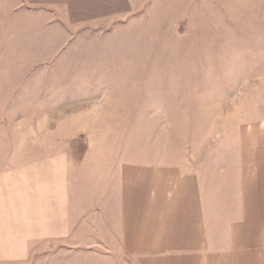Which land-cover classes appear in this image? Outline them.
I'll return each mask as SVG.
<instances>
[{
    "label": "rangeland",
    "instance_id": "1",
    "mask_svg": "<svg viewBox=\"0 0 264 264\" xmlns=\"http://www.w3.org/2000/svg\"><path fill=\"white\" fill-rule=\"evenodd\" d=\"M136 11L78 26L34 10L17 25L13 14L0 19V155L10 167L101 149L204 172L241 122L264 117V0H154ZM56 245L62 257L35 242L14 264H65L72 247L117 251Z\"/></svg>",
    "mask_w": 264,
    "mask_h": 264
},
{
    "label": "crops",
    "instance_id": "2",
    "mask_svg": "<svg viewBox=\"0 0 264 264\" xmlns=\"http://www.w3.org/2000/svg\"><path fill=\"white\" fill-rule=\"evenodd\" d=\"M153 1L0 0V19L13 14L17 25L34 10L78 26ZM61 35L48 38V54ZM93 152L53 151L15 167L0 155V264L25 261L35 242L52 243L50 259L62 257L57 241L116 244L112 254L72 247L65 264H120L119 256L131 264H264V117L241 122L220 165L204 172Z\"/></svg>",
    "mask_w": 264,
    "mask_h": 264
}]
</instances>
